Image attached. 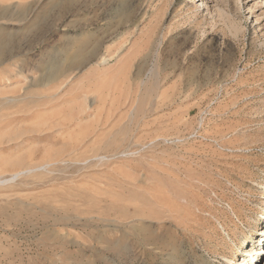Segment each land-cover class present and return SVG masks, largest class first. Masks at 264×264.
<instances>
[{"label": "rangeland", "instance_id": "obj_1", "mask_svg": "<svg viewBox=\"0 0 264 264\" xmlns=\"http://www.w3.org/2000/svg\"><path fill=\"white\" fill-rule=\"evenodd\" d=\"M263 252L264 0H0V264Z\"/></svg>", "mask_w": 264, "mask_h": 264}, {"label": "bare ground", "instance_id": "obj_2", "mask_svg": "<svg viewBox=\"0 0 264 264\" xmlns=\"http://www.w3.org/2000/svg\"><path fill=\"white\" fill-rule=\"evenodd\" d=\"M201 4H204L203 2H200ZM83 45V44H82ZM5 55V54H4ZM81 55V54H80ZM81 58V57H80ZM80 65V64H79ZM7 100V99H6ZM5 100V101H6ZM14 100V99H13ZM14 102V101H13ZM8 103V102H7ZM260 241V240H259ZM261 251H262V249H261ZM264 253V252H263Z\"/></svg>", "mask_w": 264, "mask_h": 264}]
</instances>
